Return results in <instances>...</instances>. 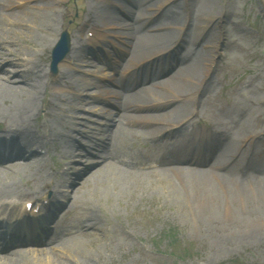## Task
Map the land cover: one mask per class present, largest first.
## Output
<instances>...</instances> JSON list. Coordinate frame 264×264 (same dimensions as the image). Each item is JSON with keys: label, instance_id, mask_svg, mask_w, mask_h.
<instances>
[{"label": "bare ground", "instance_id": "bare-ground-1", "mask_svg": "<svg viewBox=\"0 0 264 264\" xmlns=\"http://www.w3.org/2000/svg\"><path fill=\"white\" fill-rule=\"evenodd\" d=\"M15 1L29 2V0H0V61H7L11 66L20 69L16 79L10 78L7 74L0 76V124L6 121L9 123L8 126L0 127L1 131L5 130L4 135H0V220L5 219L4 224L11 229V232L4 230L7 234L25 233L30 236L4 242L2 238L4 233L0 231V264H63L61 259L65 257L74 264H87L84 258L81 260L77 257L81 254L84 244L83 241H78V238L86 237L90 241H96L94 237H97L118 241L123 237V240L127 241L132 231L128 232L125 225L124 227L111 226L103 216L97 215L93 207L76 210L78 209L76 206L78 193L84 187L91 189L90 186H93V192L97 196L100 191L110 206L114 201H120V199L124 201L127 196L133 199L138 191H142L143 194H148L147 192L150 191L151 195L161 197V204L174 206L181 213L193 214L198 224L202 222L201 214H206L219 202L223 203L224 210L228 213L231 206L228 199L236 203L237 198L240 202L247 200L249 193L259 194L261 185L264 186V173L258 171L259 167L253 168L256 172L246 173L245 176L236 175L231 168L232 163L239 166L250 165L239 155L230 158L236 150L234 152L231 150L232 140L231 143L224 142L223 138H228L229 132L221 128L222 125L226 126V122L219 126L221 131L209 128V131L204 132L194 126L200 120L199 117H194V109L190 111V106L187 104L194 100L193 103H196V100L200 99L198 90L203 89L205 82L208 83L211 79L206 81L209 65L213 62L214 54L218 52L217 47L214 44L206 46L204 44L208 43L203 44L202 41L195 45V42L206 27L199 21L202 16L203 4L201 3L207 1L213 4L215 0H202L201 5L198 6L194 5L193 0H177L166 7L162 5L172 0H113L110 6L101 4L99 0H84L85 21L77 30L82 31L85 26H88L87 30L93 31V35L100 37V40H104L106 34L120 39L125 46L122 51L128 55L126 58L128 62L123 72L130 67H136L145 59L149 58L148 62L158 60L154 63L159 68L158 73L149 75L146 80H140L141 84L135 81L130 82L127 80V75L114 80L118 87L116 90H109L104 86L102 88L101 85L84 79L79 81H82L79 86L85 89L94 86L99 90L97 92L105 93L113 100V102L110 100L107 102L114 104L116 110L113 113L110 110L106 112L110 115L115 114L117 117L112 118V122L109 121L110 127L113 126V128L104 132L102 141L106 140L109 143L110 140L114 142L119 137L134 138L137 135L149 140L162 138L157 145L159 154L155 155L154 151H150L153 149L152 145L143 150L137 149L139 152L137 155L132 151L129 152L127 148H122L119 141L114 142L113 147L106 148L103 153L105 155H101L104 160L102 165L89 177L83 179L78 189L73 191L72 196H69L67 189H59V186H65L67 179L59 178L55 182L45 180L42 187L40 184L36 187L38 190L34 192L31 200L27 201L33 203L27 210V202H21L25 196L18 189L19 184L16 182L21 180L23 173L35 176L37 169L42 170L41 167L45 166V161L39 162L37 149L39 147L46 149L51 136L54 141L65 142L71 140L72 133L76 130L73 123L69 122L70 130L67 129L68 124H65L61 129H51L48 136L43 133L38 135L39 137L35 136L33 130L38 128L46 130L48 126L46 125L48 111L39 122V126L43 125V127L38 125L36 127L33 124L39 117L43 104V95L40 93H45L46 85L40 81L44 70L37 59L28 52L22 53L19 49V45L26 37H33L31 28L36 30L39 27L48 29L56 26L54 14L47 11L46 2L58 4L60 1L47 0L43 4L38 3L20 10H12L10 7ZM174 5H181L180 11L175 13L169 11ZM111 6L117 7L123 16L114 13ZM152 7L155 8L153 13L160 12V19L155 24H149L152 20L150 17L152 12L148 10ZM182 23L186 27L181 34V29L177 27L178 25L181 27ZM13 26H19L22 31H15ZM175 28L178 29L176 33ZM195 33H197L196 36ZM77 40L71 42L69 51L71 59H74V54L78 51V48L74 49V43L79 44ZM79 41L90 43L91 40L81 38ZM191 44L196 46L195 49L193 51L190 49L184 56H180L179 50L184 45L189 47ZM94 45L95 42L92 43V48ZM151 57L154 58L151 59ZM162 58H170L174 64L163 67ZM207 61L208 65H206ZM118 64L119 62H115V65ZM135 67L131 72H135ZM200 71H202V78L197 81ZM65 75L60 73L57 81L70 86L71 84L66 83L68 78ZM50 84L53 82L50 81ZM100 93L91 95L89 98L98 102L102 96ZM180 97H183L186 102L179 101ZM86 100L82 99L85 102ZM248 101L249 106L252 107L253 102L250 99ZM210 104L216 106L217 103L212 101ZM60 105L59 102L52 100L49 107L54 112L59 109L64 114L70 111L73 113L70 104L68 108H62ZM141 110H150L153 114L137 113ZM68 117L72 116L68 115ZM244 120L245 117H239L237 121L239 126L235 134H243L245 130H248L250 121ZM209 124L212 125V123ZM178 132L181 133L180 136L177 135ZM196 132H201V136L190 137V134ZM81 133L82 131L78 134L82 135ZM239 137L233 139L245 140L248 139L249 134ZM87 138L91 139L89 136ZM24 149L27 152H24ZM60 154L63 159L61 164L65 166L71 164L77 152L67 147L65 151L61 150ZM16 157L20 160H15ZM155 162L158 163L157 166L153 164ZM246 166L244 167L248 169ZM31 169L34 170L31 171ZM78 178L79 176L75 177V179ZM146 180L150 185L145 183ZM154 183L156 185L153 186ZM46 185L52 187V197L57 199L50 210L47 205L38 202L46 191L44 188ZM155 186L159 190H156ZM68 196L72 197V205L76 206L72 209L71 217L55 227L53 232L55 237L50 244L47 242L45 243L47 246L37 247L50 230L48 226L50 218L53 219L63 202L66 203ZM145 197H142L143 202ZM157 201L158 199H155L152 203ZM238 218L239 221L236 222L240 225L236 224L234 228L223 227L227 234L217 237V241L229 238L260 241V238L264 237V219L256 217L251 221L245 216ZM73 229L77 231L75 235L64 237L65 234L72 235ZM36 235L40 239L34 238ZM14 242V245H18H11ZM22 244L32 246L16 248Z\"/></svg>", "mask_w": 264, "mask_h": 264}, {"label": "rangeland", "instance_id": "rangeland-1", "mask_svg": "<svg viewBox=\"0 0 264 264\" xmlns=\"http://www.w3.org/2000/svg\"><path fill=\"white\" fill-rule=\"evenodd\" d=\"M45 1L47 0H29V2L25 1L26 5L23 1H15L10 9L20 10L26 6L43 4ZM59 1L58 4L46 2L48 5L47 11L54 14L56 26L54 25L48 29L39 27L36 30L31 28L34 34L33 37H26L19 45V49L22 53L28 52L34 59H37L44 70L40 81L46 85L45 93H40L43 95V104L39 117L33 124L38 127L40 120L42 117L44 118L45 113L48 111V114H46V125L48 126L46 130L41 128L33 130L35 136L41 133L48 136L51 129H61L69 122L73 123L76 131H73L71 140L58 142L54 141L51 136L48 139L46 149L39 146L38 149L36 148L39 162L45 161V166L41 167L42 170L37 169L35 176L21 174V180L16 182L19 184L18 189L25 196L21 199L22 203L31 200L30 198L38 190L36 187L39 184L42 187L45 180L55 182L59 178L67 179L65 186H59V189H67L69 196H72L73 191L78 189L83 179L89 177L102 165L101 155H105L103 154L105 149H111L115 144L114 142L119 141L122 148H127L129 152L132 151L137 155H139L138 150H143L145 147L152 145L153 149L150 151H154V154L158 155L157 145L160 144L162 139L149 140L137 135L134 138L131 136L119 137L114 142L110 140L109 143L106 140L105 142L102 141L105 136L104 132L113 128V126L110 127L109 121L117 117L115 114L110 115L106 112L110 110L113 113L116 110L114 104L107 102L108 100L113 102V100L107 94L97 92L99 90L94 86L87 89L79 86L82 83V81H79L84 79L101 85L102 88L104 86L106 89L116 90L118 87L114 80L127 75V80L130 82L135 81L141 84L140 80H146L149 75L158 73L159 68L154 64L158 60L148 62L149 58L145 59L136 67H130L126 72H123L128 62L126 59L128 55L122 51V48L125 47L122 41L109 34H106L105 38L102 37L104 40H100V37L93 35V31L87 30L88 26H85L84 31H78L77 29L85 21V1ZM99 1L106 6H110L109 4L113 2V0ZM173 1L177 0H172L164 6L162 5V7H166ZM201 1L193 0V3L198 6ZM201 4H203L201 6L202 16L199 21L202 22V26L206 27L199 34L195 45L199 41H202L203 44L208 43L204 44L206 46L214 44L218 52L214 54L213 62L209 65V74L207 73L206 81L211 78L210 81L205 82L204 86L203 81L201 82L204 88L201 89L202 92L198 90L200 99H197L196 103H193L195 100L187 103L190 106V111L194 109V117H199L200 120L194 126L204 132L209 131V128L221 131L219 126L226 122V126L222 125L221 128L229 132L228 138H223L224 142L229 141L231 143L232 140L231 150L233 152L236 150L230 158L239 155L250 165H244L248 167L246 169L244 166L232 163L231 168L234 173L245 176L246 173L256 172L253 170L255 167H259L258 171L264 173V0H215L213 4L207 1ZM110 8L114 13L123 16L117 7L111 6ZM154 9L152 7L148 10L152 12L150 16L152 20L149 24H155L160 19V12L153 13ZM180 9L181 5H174L169 11L175 13ZM28 24L30 25V23ZM182 24L181 27L179 25L177 27L181 29V34L186 27L184 23ZM12 28L15 31H22L19 26H13ZM176 30L178 29L175 28V33ZM63 31L67 32L69 36V51L71 42L77 40L78 37L77 41L80 45L74 43V49L78 48L77 53L74 54V59H71L69 51H67L64 60L57 64L55 72L52 73L49 52H51ZM100 33L104 34V32ZM81 38H90L91 41L90 43L81 42L79 41ZM94 42L95 45L92 48ZM195 47L193 44L189 47L184 45L178 53L180 56H184L188 50L192 49L193 51ZM153 58L151 57V59ZM161 61H163V67L174 64L170 58H162ZM115 62H119V64L115 65ZM7 63V61H0V76L7 74L12 79L18 78L16 74L20 69ZM206 65H208V61ZM134 67L136 68L135 72H131ZM129 72L131 73L128 74ZM60 73L66 74L65 76L68 78L66 83L71 84L70 86H65L64 83L57 81ZM201 75L202 71H200L197 81L202 78ZM50 81L55 84H50ZM99 93L102 96L98 102L89 98V96ZM84 98L87 99L86 102L82 101ZM249 99L253 102L252 107L249 106ZM52 100L59 102L62 108H68V104H70L73 113L70 111L64 114L59 109L54 112L49 107ZM179 101L186 102L183 97H180ZM212 101L217 103L216 106L210 104ZM137 113L153 114V111L141 110ZM68 115L72 117L69 118ZM240 116L245 117L244 121H250L249 128L243 134H235L239 126L237 121ZM209 123H212V125ZM8 125L9 123L6 121L0 124V127ZM70 126V124L67 125L68 130H70ZM39 127H43V125ZM81 131L82 135L78 134ZM3 132L5 133V130H0V135H4ZM248 134V139L235 140L241 135ZM177 135L180 136L181 133L178 132ZM191 136L200 137L201 132L190 134ZM67 147L74 149L77 154L73 157L71 164L62 166L63 159H61L60 153L61 150L65 151ZM24 152L27 151L24 149ZM37 152L35 151L36 154ZM15 160L20 159L16 157ZM153 164L158 165L157 162ZM62 170L64 171L62 172ZM76 176H79V178L75 179ZM145 183L150 185L148 180ZM261 186L259 194L249 193L247 200L241 199L242 202L238 198L236 203L228 199L231 204L228 213L225 212L222 202L213 205L206 214L200 215L202 217L201 224L195 222L193 214L181 213L174 206L161 204V197L155 194L151 195L150 191L147 192L148 194L138 191L133 199L127 196L124 201L123 199L114 201L110 206L104 196L100 194V191H98L97 196L93 192V186H90L91 189L84 187L78 193V204L76 205L78 209L76 210L93 207L97 215L103 216L111 226L121 227L122 225L124 227L125 225L128 232L132 231V234L127 241H124L123 237L118 241H109L97 237H94L96 241H90L86 237L78 238V241H83L84 244L81 254L77 257L81 260L84 258L87 264H264V237L260 238V241L230 238L217 241V237L227 234L223 227L230 226L234 228L236 224L240 225L239 222H236L239 221V216H245L246 219L251 221L256 217L264 219V186ZM44 188L46 191L38 202L47 205L48 210H50L56 204L57 199L52 197V187L46 185ZM155 189L159 190L157 186H155ZM69 196L66 203L63 202L59 208L60 210H57L50 223V239L55 237L53 235L55 227L63 220L66 219L67 221L72 215V209L76 207L72 205V197ZM143 196H146L145 202L142 200ZM155 199H158V201L152 203ZM29 203L33 205L31 202ZM132 221H134L133 224ZM75 230H72L74 231L72 235L65 234L64 237H72L77 232ZM30 246L24 244L16 248L21 249ZM44 246L46 245L41 244L37 247L42 248ZM61 261L63 264H74L66 257L62 258Z\"/></svg>", "mask_w": 264, "mask_h": 264}, {"label": "water", "instance_id": "water-1", "mask_svg": "<svg viewBox=\"0 0 264 264\" xmlns=\"http://www.w3.org/2000/svg\"><path fill=\"white\" fill-rule=\"evenodd\" d=\"M69 36L68 34L63 31L60 34V38L58 41H56V44L53 46L51 50V61H50V69L53 72H55L56 66L58 62H60L64 56L68 53L69 51Z\"/></svg>", "mask_w": 264, "mask_h": 264}]
</instances>
